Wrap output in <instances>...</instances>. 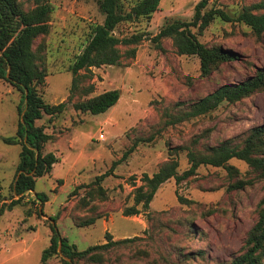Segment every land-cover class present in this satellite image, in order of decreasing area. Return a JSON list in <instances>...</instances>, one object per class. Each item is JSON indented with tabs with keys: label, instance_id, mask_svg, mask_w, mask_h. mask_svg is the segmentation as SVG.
<instances>
[{
	"label": "rangeland",
	"instance_id": "374dc122",
	"mask_svg": "<svg viewBox=\"0 0 264 264\" xmlns=\"http://www.w3.org/2000/svg\"><path fill=\"white\" fill-rule=\"evenodd\" d=\"M100 1L22 0L29 8L38 3L53 8L50 33L36 43L45 45L48 76L39 91L46 103L68 101L73 80L70 68L87 46L92 28L105 20ZM138 1L123 0L128 9ZM201 1L161 0L151 20L124 24L122 36L147 34L135 59L94 68L92 78L81 82V91L94 88L91 94L82 91L64 114L52 121L45 116L38 123L53 137L45 153L59 159L52 172L37 181L36 193L45 194L47 202L31 193L19 205L8 207L19 199H13L12 185L22 148L4 140L17 134L21 93L0 79V264H44L53 217L62 237L79 251L105 244L107 233L114 240L139 238L106 255L105 264H230L245 252L247 235L257 222L264 198V179L238 160L230 162L238 175L223 168L201 167L197 175L180 184L171 179L162 185L149 216L146 212L124 216L125 209L135 205V192L143 185L144 175L152 177L171 158L172 149L192 147L194 139L199 141L198 149L218 146L264 125V92H260L234 105L224 103L208 115L167 126L166 122L180 114L177 104H184L186 110L220 86L243 82L264 68V37L257 40L249 27L239 23L216 20L199 36L203 44H219L239 56L209 78L201 77L199 58L178 55L171 39L162 40L163 50L156 47L152 39L163 26L174 20L192 21ZM260 3L264 0H209L206 11L221 9L237 17L245 7ZM193 32L197 34V29ZM112 90H119L121 99L104 114H84L73 107L78 100ZM149 138L151 142L139 143L125 157L136 140ZM175 158L183 174L190 167L187 152L180 151ZM108 172L111 175L101 185L105 199H101L93 193L99 188L94 182ZM241 181L246 184L243 189L232 188ZM179 197L191 203H181ZM91 217L101 218L81 227ZM46 264H62L61 257L54 256Z\"/></svg>",
	"mask_w": 264,
	"mask_h": 264
},
{
	"label": "trees",
	"instance_id": "16d2710c",
	"mask_svg": "<svg viewBox=\"0 0 264 264\" xmlns=\"http://www.w3.org/2000/svg\"><path fill=\"white\" fill-rule=\"evenodd\" d=\"M160 3L161 0H139L128 9L123 0H101L99 8L105 20L92 28L87 46L70 68L73 80L68 101L52 105L45 102L39 91L45 85L48 75L44 63L45 45L43 42L39 45L36 43L50 33L53 8L47 3H38L34 8H29L22 0H0V79L21 93L17 134L13 138L4 140L7 144L19 145L22 148L17 175L12 185L13 199L16 197L19 199L12 200L8 206L10 209L19 205L21 199L31 193H34L40 202H47L45 194L36 193L37 181L50 174L59 159L54 153H45V148L53 137L38 123L45 116L52 121L64 114L68 104L72 103L76 95H80L82 91L85 95L91 94L94 88L90 86L81 91V82L82 78L92 75L94 68L118 66L123 59H135L138 46L146 39L147 34L122 36L121 27L142 19L151 20L159 10ZM208 4L209 0H202L196 7L192 21H170L152 39L159 50H163V39H171L178 55L198 57L203 78H209L214 72L219 71L223 64L237 61L239 57L219 44L206 45L199 40V36L214 21L244 24L251 29L257 40H262L264 37V3L245 7L237 17H232L221 9L206 11ZM193 29H197V34ZM260 92H264V68L258 69L254 76L243 82L220 86L214 92L189 105L186 110L184 104H177L180 110L179 116H173L166 124L176 125L208 115L224 103L234 105ZM120 99L121 92L112 90L84 101L78 100L73 107L84 114L101 115L116 106ZM152 139L136 140L125 157L133 153L139 143L151 142ZM198 144L199 141L194 139L192 147L181 146L172 149L171 158L162 163L152 177L144 175L143 185L135 192V205L126 208L124 216L133 217L142 212H146L149 216L150 206L162 185L171 179H175L177 184H180L197 175L201 167L223 168L233 176L240 172L230 162L238 160L247 164L261 179H264V125L255 126L243 136L229 139L218 146L198 149L196 147ZM180 151L187 152L190 166L183 174H179L180 163L175 158ZM116 165L115 163L114 167ZM110 175V172L101 175L94 182L99 188L93 190V193L97 192L101 199H105L101 185ZM245 185V182L241 181L232 188L243 189ZM179 201L191 203L182 197H179ZM2 202L0 186V207ZM100 218H88L81 227L92 226ZM50 222L52 238L50 247L43 253L44 264L54 256H60L62 264H105L106 255L139 239L114 240L113 236L107 233L105 244L79 251L75 244L62 237L57 218H50ZM230 264H264V198L259 204L257 222L247 235L245 252L235 257Z\"/></svg>",
	"mask_w": 264,
	"mask_h": 264
}]
</instances>
